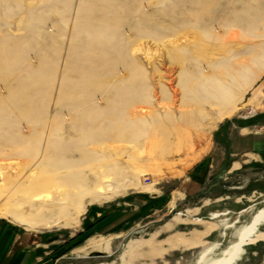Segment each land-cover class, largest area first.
<instances>
[{
    "label": "rangeland",
    "instance_id": "1",
    "mask_svg": "<svg viewBox=\"0 0 264 264\" xmlns=\"http://www.w3.org/2000/svg\"><path fill=\"white\" fill-rule=\"evenodd\" d=\"M263 57L264 0H0V255L59 250L49 264H67L103 238L111 257L94 264H119L128 244L127 264L218 260L264 209V176L248 178L264 171L251 149L264 139ZM232 94L225 118L202 103ZM238 128L256 135L243 142ZM99 174L114 189L68 211L71 226L30 230L5 215ZM91 208L108 221L79 233ZM177 233L198 247L172 249L187 247ZM250 237L231 264H264V213Z\"/></svg>",
    "mask_w": 264,
    "mask_h": 264
},
{
    "label": "bare ground",
    "instance_id": "2",
    "mask_svg": "<svg viewBox=\"0 0 264 264\" xmlns=\"http://www.w3.org/2000/svg\"><path fill=\"white\" fill-rule=\"evenodd\" d=\"M254 67L256 70H259V72L263 71L264 70V57H263V59H261V63L255 62ZM254 76H255V73L252 75H248L246 81L249 83L250 80L252 81L253 78H256V76L255 77ZM244 77H245V75L242 78L244 79ZM247 82H245V85L247 84ZM243 89H244V87H241V86L237 87L236 94H238L237 93L238 91L241 92ZM235 96H236L235 94H232V97H230V96H225L222 98L212 97V98L205 99L202 103L208 105V107H216V110H218L222 114L221 118H223V117L225 118V117L231 115V113L233 111L232 110V104H234V102H235L234 101ZM141 111H145V110L141 109ZM6 168H8V167H6ZM1 169L3 170L4 168L1 167ZM37 173H38V171L35 168L30 170L28 175L26 176V179L23 180L21 182V184L19 183V186H21V187L27 186L29 183H31L34 176L38 175ZM2 175H3V172L0 171V176H1L0 181L4 180V178H2ZM107 177L108 176H106L105 174H101V175L99 174L97 176H91L92 180L95 181L93 183H91L90 177L84 178V180L82 182H80L77 186L74 184L76 186L75 187L76 190L71 191L73 193V195H71V197L69 195L70 191H67L69 193L68 194H67V192L63 193V194H65L63 196L66 197V195H69L68 198L61 196L62 198H58L56 200V203L50 202V203L46 204V202H48V201L43 199V198H45V196L44 197L41 196V198L39 196H33L32 201H30L28 203L30 204L29 207L32 208L34 213L28 214V216L24 217L19 212H17L16 210L9 211L5 215L8 218H10L13 222L18 223L22 226L24 225L26 228H28L30 230L49 229L51 227L57 226L58 222L60 221V218H63L65 220V222H63L65 224V226H71L73 224V222L74 223H76V222H75V219H68V217H65L67 215L68 211H72L75 215H77V214H79V212L81 210V205L84 203V200H89V201L95 200L96 201V199L98 198V196L100 194H103V195L108 194L114 189L113 188L114 186L112 185L113 183H111L109 180L102 181V179L106 180ZM73 183H75V182H73ZM96 183L100 187V191H101L100 193H97V190L95 188L94 189L96 191L93 188H91V187H93V184H96ZM79 186L81 187L82 192H80L81 189L80 190L78 189ZM99 187H98V189H99ZM116 187H117V184H116ZM100 197H101V195H100ZM49 200L51 201V199H49ZM38 204L41 205V207L36 209L35 206H37ZM42 205H44L45 207H43ZM52 207H55L56 209H61L64 213L62 211H57L54 213V211L56 209H53ZM32 210L30 209V211H32ZM263 213H264V209H260V212L258 213L259 214L258 217H255L256 218L255 222L251 223L249 227L247 226L244 228H240L237 231V233H236V239H237L236 241L237 242L232 244V245H229L227 247V249L224 252H222V254L218 260L209 262L208 264H231L232 260H234V256L237 255L236 252L239 249V246H241L242 244H244L247 241H251L252 238L250 236L252 233V229L255 226V223L259 220L260 216ZM250 221H252V220H250ZM109 245H110L109 240L106 241L103 238L91 239L87 242L85 247L76 249L73 253V256L75 258L86 257L84 255V252L86 250H91L90 253H101L104 255H110ZM132 250L133 249L129 248V244H128V247L125 248V251L122 252V254H121L120 258L122 260L119 262V264H127L128 258H130L132 256V252L134 251V250L133 251Z\"/></svg>",
    "mask_w": 264,
    "mask_h": 264
},
{
    "label": "crops",
    "instance_id": "3",
    "mask_svg": "<svg viewBox=\"0 0 264 264\" xmlns=\"http://www.w3.org/2000/svg\"><path fill=\"white\" fill-rule=\"evenodd\" d=\"M254 99H255V96H253V100ZM253 100H252V102H254ZM254 103H256V102H254ZM222 126L223 125H221L220 127H218V129H216V133L219 131L221 132L224 129V127H222ZM263 129H264V126L260 127L258 131H261ZM237 134L239 137L244 139V140H242L243 142H248V141L252 140L251 139L252 134L256 135V131H252L249 128H238ZM251 149H253V150L256 149L257 157L259 159H261V161H264V155L260 154V153L264 152V139L259 140V141H252ZM205 173L206 172L200 166L193 173H191V177L195 181L202 180L205 177ZM201 210L202 209H200L199 212H201ZM99 216H100L99 210H97L95 208H91V209L87 210L86 214L81 218V225L83 226V228L80 229L79 233H83L84 230H85L84 233H93V232L98 231L104 225V223L108 221V217L106 219L103 218L102 220L98 221V219L100 218ZM165 224H163V226ZM174 235H176V238L183 235L181 237H183L185 242L186 243L188 242V243H187V247L186 246L184 247L183 245H174V247L172 249H176L178 247H183V248L198 247V245H196V244H194L191 247H188L189 246L188 244L191 243L192 239L184 237L185 234L177 233ZM176 238H175V240H176ZM194 241H196V240L194 239L192 242H194ZM57 254H59V250H56V251L51 250L47 253H44L43 251L39 250V251L28 253V252H26L25 248L22 250H14V249H12V247H8L5 255L4 256L0 255V259L5 260L7 263L0 262V264H49L48 261L53 259L55 256H57Z\"/></svg>",
    "mask_w": 264,
    "mask_h": 264
},
{
    "label": "water",
    "instance_id": "4",
    "mask_svg": "<svg viewBox=\"0 0 264 264\" xmlns=\"http://www.w3.org/2000/svg\"><path fill=\"white\" fill-rule=\"evenodd\" d=\"M261 176H264V171L252 173L251 175L248 176V178L249 179L258 178ZM110 257H111V255L90 254L87 257H83V258H74L73 260L68 259L67 264H94V263H100V262H107V261H109Z\"/></svg>",
    "mask_w": 264,
    "mask_h": 264
}]
</instances>
